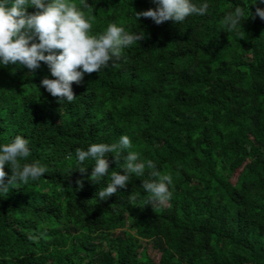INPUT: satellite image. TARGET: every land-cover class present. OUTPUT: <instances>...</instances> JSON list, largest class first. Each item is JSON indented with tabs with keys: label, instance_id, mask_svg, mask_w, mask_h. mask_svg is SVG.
Listing matches in <instances>:
<instances>
[{
	"label": "trees",
	"instance_id": "trees-1",
	"mask_svg": "<svg viewBox=\"0 0 264 264\" xmlns=\"http://www.w3.org/2000/svg\"><path fill=\"white\" fill-rule=\"evenodd\" d=\"M193 2L207 13L157 25L135 15L153 0H87L90 34L115 22L144 39L73 83L71 103L41 86L54 78L43 62L34 73L0 64V144L21 135L27 162L47 167L0 192V264H264V20L250 18L264 4ZM237 5H247L243 27L229 33L221 21ZM121 135L172 175L165 206L145 204L147 176L135 174L99 201L120 171L111 154L101 184L88 179L94 160L77 170V147Z\"/></svg>",
	"mask_w": 264,
	"mask_h": 264
},
{
	"label": "clouds",
	"instance_id": "clouds-1",
	"mask_svg": "<svg viewBox=\"0 0 264 264\" xmlns=\"http://www.w3.org/2000/svg\"><path fill=\"white\" fill-rule=\"evenodd\" d=\"M153 3L156 7L135 11L136 18H150L157 25L167 21L178 24L191 15H205L209 8L208 3L198 5L193 0H153ZM257 3L264 4V0H256L254 4ZM81 7L90 9L91 5L87 0H80V7L73 0H0V64L4 67L18 65L34 73L43 62L54 78L46 76L41 86L60 104L75 100L73 83H82L85 74L115 66L125 58V48L144 39L142 33L126 31L115 22L109 23L99 34H90L92 25ZM246 7L237 5L223 17L221 24L227 32L239 33ZM29 8L36 11L29 13ZM256 16L264 20V8L257 6L255 14L251 12L250 18ZM132 149L128 135H121L117 143H92L87 150L77 147V170L87 174L88 167L84 162L94 160L88 179L101 184L108 176L111 154L120 171H112L106 186L96 193L99 201H107L118 189H126L135 174L147 176L141 186L145 204L153 209L165 206L172 198V175L161 173L152 160L142 159L141 154ZM125 151L127 154L121 164ZM30 155L29 141L21 135L0 144V192H9L17 183L27 185L30 179L38 180L47 172V167L39 161L27 162ZM6 165L10 167L11 175L5 171ZM77 183L83 187L82 180Z\"/></svg>",
	"mask_w": 264,
	"mask_h": 264
}]
</instances>
